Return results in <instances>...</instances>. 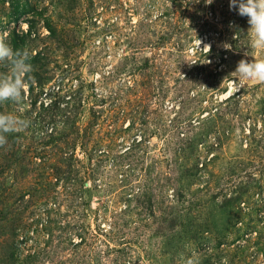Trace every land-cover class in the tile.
Returning <instances> with one entry per match:
<instances>
[{
    "label": "rangeland",
    "instance_id": "1",
    "mask_svg": "<svg viewBox=\"0 0 264 264\" xmlns=\"http://www.w3.org/2000/svg\"><path fill=\"white\" fill-rule=\"evenodd\" d=\"M249 28L229 0H0L33 65L0 103L28 121L0 146V264H264Z\"/></svg>",
    "mask_w": 264,
    "mask_h": 264
},
{
    "label": "clouds",
    "instance_id": "2",
    "mask_svg": "<svg viewBox=\"0 0 264 264\" xmlns=\"http://www.w3.org/2000/svg\"><path fill=\"white\" fill-rule=\"evenodd\" d=\"M195 2L198 3L199 0ZM212 2L213 0H204L205 4ZM229 7L235 8L240 16L247 17L249 29L254 34L251 46L264 48V0H229ZM207 48L209 49V46ZM0 65L7 68V74L0 76V103H17L22 99L27 84L32 80L31 54L26 48L14 49L6 36H0ZM233 73L236 74L233 83L239 87H243V82L248 80L264 81V60L241 59ZM27 126L28 121L25 119L12 114H0V146L7 143L8 134L18 132Z\"/></svg>",
    "mask_w": 264,
    "mask_h": 264
},
{
    "label": "built area",
    "instance_id": "3",
    "mask_svg": "<svg viewBox=\"0 0 264 264\" xmlns=\"http://www.w3.org/2000/svg\"><path fill=\"white\" fill-rule=\"evenodd\" d=\"M204 50H208V48L206 47Z\"/></svg>",
    "mask_w": 264,
    "mask_h": 264
}]
</instances>
